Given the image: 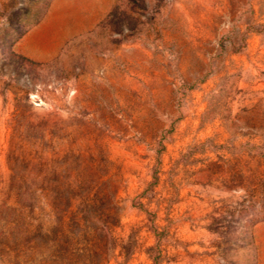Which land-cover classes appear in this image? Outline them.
<instances>
[{
	"label": "rangeland",
	"instance_id": "1",
	"mask_svg": "<svg viewBox=\"0 0 264 264\" xmlns=\"http://www.w3.org/2000/svg\"><path fill=\"white\" fill-rule=\"evenodd\" d=\"M53 0H0V264H264V0H115L45 62Z\"/></svg>",
	"mask_w": 264,
	"mask_h": 264
},
{
	"label": "crops",
	"instance_id": "2",
	"mask_svg": "<svg viewBox=\"0 0 264 264\" xmlns=\"http://www.w3.org/2000/svg\"><path fill=\"white\" fill-rule=\"evenodd\" d=\"M115 0H53L38 24L14 45V50L37 62L56 57L72 38L93 29Z\"/></svg>",
	"mask_w": 264,
	"mask_h": 264
}]
</instances>
